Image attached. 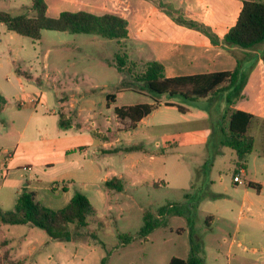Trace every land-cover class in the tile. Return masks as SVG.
I'll list each match as a JSON object with an SVG mask.
<instances>
[{
  "label": "rangeland",
  "instance_id": "rangeland-1",
  "mask_svg": "<svg viewBox=\"0 0 264 264\" xmlns=\"http://www.w3.org/2000/svg\"><path fill=\"white\" fill-rule=\"evenodd\" d=\"M43 2L49 16H55L67 9H77L75 6L66 8L67 6L59 0ZM29 6L31 0H0V12L7 11L12 15L27 13L26 7ZM182 18L186 19L184 16ZM6 30L7 28L0 24V82L6 83L8 58L14 56L15 52H19L23 57L22 62L18 63L22 69L29 71L30 66H33L36 68L34 75L41 76L44 54L49 49L51 51L47 62L51 78L47 80L43 77L42 89L45 93L41 100L37 97L40 100L38 104L42 106L25 104L19 107L13 98H10L8 103L5 101L0 104V151L15 147L21 128L35 107L39 112L46 114L54 107L59 111L56 105L58 98L70 94L71 90L80 93L87 91L100 97L110 91L115 94V87L124 75L129 77V72L125 68L124 74H121L113 63L122 60L130 66L132 63L128 60L136 59V55L127 56L126 47L120 46L117 40L105 39L95 34L43 30L39 40L19 36V42H15L6 36ZM236 47L245 53L240 60L241 77L238 82L243 86V97L235 99L232 105L228 99H234V89L196 102H190L180 96L154 95L146 90H127L123 96L118 95L116 102L110 103V107L99 108L102 114L101 127L108 126L106 119H109L113 127L115 107L154 102V99L177 103L192 112L185 115L173 108L163 111L164 120L172 125L167 127L168 136L165 138L164 149L159 150L160 153H165L164 159H160L158 172L162 180H165L164 185L153 189L143 200L137 199L138 205L130 198V194L134 195L131 191H123L118 196V205H115L116 208L122 206L123 212L115 209L110 213L107 210L106 198L109 193L106 196L102 193L90 194L89 200L95 214L89 219V226L76 231L75 226L70 225L72 238L63 241L69 244V249L74 248L71 241L81 246L79 257L85 258L82 264H101L103 258H106V264H168L172 257L187 258L191 241L200 246L199 256L204 259L205 264H254L251 260L254 255H264V217H261L260 224L256 225L258 238L242 235L244 222L241 220L242 213L248 215L244 205H260L264 199V191L259 196L256 189L247 187L249 182L264 185V157L261 155L262 147L264 148V42L263 45L258 44L251 48ZM128 52L130 54L131 50ZM135 67L134 72H139L144 65ZM17 88L18 86L14 85L9 91L14 93ZM134 90L142 88L135 85ZM199 102L206 108L204 110L209 115V120L205 125H200L204 138L192 144L193 138L184 136V133L179 135L169 129L186 126V121L181 120L191 119L197 112ZM225 110H243L256 118L249 131L255 137V146L245 158L244 173L238 172L234 175V170H239L240 167L236 164V159L229 155L224 157L225 162H221L220 157L214 160L218 154L217 147L224 137L221 128L224 125ZM38 137L36 136L37 139ZM211 171L212 177L216 178V196L210 187ZM219 174L222 178L228 175L229 184L225 183L224 179L223 184H218ZM237 175L240 179L239 185H232V176ZM43 181L44 185L47 184ZM3 184L0 177V186ZM9 193L8 188L2 187L0 200L9 202ZM4 202H0V209L12 211L11 206ZM42 203L44 204V200ZM160 209L165 210L163 215L160 214ZM146 212L154 214V221H157L158 225L144 238L140 230ZM210 215L213 216L212 219L208 218ZM97 223H102V226L99 228ZM19 227L21 231L27 228L23 225ZM94 230H97L98 238L92 236ZM125 236L128 239H124ZM8 242L0 236V257L6 252L10 254L5 247ZM47 253L49 256H41L44 259L41 264L67 263L65 254L58 247L51 245Z\"/></svg>",
  "mask_w": 264,
  "mask_h": 264
},
{
  "label": "crops",
  "instance_id": "crops-1",
  "mask_svg": "<svg viewBox=\"0 0 264 264\" xmlns=\"http://www.w3.org/2000/svg\"><path fill=\"white\" fill-rule=\"evenodd\" d=\"M243 1L59 0L67 6L66 8L73 6L77 8L65 11L121 15L128 22L129 35L117 42L120 46L126 47L125 54L127 56L136 55V59H129L128 62L134 63L136 66L146 65L151 61L159 62L163 65L164 74L168 78L231 71L237 66L245 56L242 50L234 46H226L222 41L215 45L206 34L180 24L177 22V18L184 16L188 20L208 26L222 40L229 29L236 24L243 7ZM60 13L51 17H57ZM0 24L5 27L3 23ZM3 35H5L4 32ZM6 36L12 41L19 42L20 35L14 32L7 31ZM260 44L263 45V43ZM128 50H131L130 54ZM50 51L49 49L44 54L43 76L39 77L33 73L36 70L35 67L30 66L29 71H26L18 65L23 60L19 52H15L14 56L8 58L6 83L0 82V93L6 103L10 101V98H13L19 107L25 104L42 106L38 102L40 103L45 93L42 89L43 77L47 80L51 78L47 62ZM113 64L117 67V63ZM123 80H126L129 86L122 87L117 91ZM14 85L18 88L13 93L9 90ZM133 85V78L124 75L115 87L116 99L118 95L123 96L124 91L127 90L144 91V89L134 90L135 85ZM112 93L113 91H110L100 97L87 91L80 93L71 90L70 94L58 98L56 105L59 111L54 107L49 114H46L39 112L35 107L21 128L20 137L15 147L13 149L5 148L14 152V158L11 161V169L8 174L5 177L0 174L4 182L0 189L2 187L9 189V202L2 200L0 202L9 204L13 210L19 193L25 187L29 191L35 192L37 198L41 201L44 200V204L52 210L64 208L76 191L83 192L88 198L91 193H102L105 196L109 193L106 198L107 210L110 213L115 209L123 212L122 206L115 207L119 202L118 196L123 191H131L136 195L135 197L130 194V198L134 204L138 205V200H143L144 196H148L153 189L164 185L165 180H162V176L158 172L160 159H164L165 153H160L159 150L164 149L165 138L168 136L167 127H172V125L167 124L164 120L163 111L166 108H173L179 113L182 112L176 106L165 105V102L171 101L157 100L160 102L159 105L152 113L141 119L134 129H128L127 121L119 123L115 110L113 127L109 119L105 120L108 126L101 127L100 117L102 114L99 112V108L111 106L107 101V95ZM146 103L153 104L155 102ZM173 104L178 105L177 103ZM201 104L198 103L197 112L191 119L181 120L186 121V126L171 128L169 131L174 130L179 135L184 133V136L193 138L192 144L202 140L204 136L200 131V125L206 124L209 115ZM130 105L135 104L123 106ZM191 112L189 108H186V112L183 114L188 115ZM61 116L67 118L66 127L60 126ZM36 136H39V139ZM216 152L218 154L214 158L215 161L220 157V161L225 162L224 157L228 155L236 159L235 151L223 146L221 142ZM27 167L30 169L26 170ZM236 170H234V175L238 172L244 173L245 169L240 168L235 173ZM212 176L211 171L210 187L216 196L217 183L216 178ZM113 178L122 181V191L118 192L105 187V182ZM223 179L225 183L229 184V176L226 175L225 178H222L220 174L218 184H223ZM43 180L47 184L44 185ZM232 185H239V182L235 183L232 180ZM247 187L256 189L259 196L264 191V185L257 182H249ZM113 193H115V197L112 196ZM168 206L170 207V205ZM244 206L248 215L242 213L241 216V220L244 222L242 223V235L258 238L256 225L260 224L261 217H264V199L260 205L250 203L248 206ZM205 212L213 214L209 211ZM210 216L208 218L212 219L213 216ZM19 226L21 225L0 223V236L5 241H9L5 247L10 251L12 259L19 261L20 264H41L44 260L41 256L44 254L49 256L47 252L51 245L58 247L65 254L66 264L85 262V258L79 257L81 246L77 243L71 241L74 248L69 249V244H65L63 241L54 242L44 231L28 225H23L27 228L21 231ZM97 226H102V223H97ZM91 234L94 238H98L97 230ZM16 247H18L17 250L14 249ZM251 260L254 261V264H264V255L256 254Z\"/></svg>",
  "mask_w": 264,
  "mask_h": 264
},
{
  "label": "trees",
  "instance_id": "trees-1",
  "mask_svg": "<svg viewBox=\"0 0 264 264\" xmlns=\"http://www.w3.org/2000/svg\"><path fill=\"white\" fill-rule=\"evenodd\" d=\"M26 9L27 13L19 15H12L7 11L0 12V23H3L8 31L20 36L30 37L33 40H39L43 30L71 34H95L105 39L117 41L125 39L129 35L128 22L119 14L64 11L57 17H51L47 14V7L43 0H31V6L26 7ZM31 12L34 14L30 15ZM177 22L203 32L215 45L222 41L226 46L251 48L264 42V1L244 0L236 24L229 29L222 40L208 26L182 17L177 18ZM135 66L136 64L133 63L129 66L122 60L117 62L119 72L124 73L125 68H127L129 76L131 75L133 78V84L140 85L142 89L150 94L168 95L169 97L180 96L190 102H196L215 96L220 92L234 89V99H228L231 105L234 104L235 99L243 97V86L238 84L241 77L240 61L231 71L172 78L165 76L163 65L156 61L148 62L139 72H134ZM128 86L126 80H123L117 91ZM115 99L116 94L107 95L108 102L114 103ZM4 102L5 99L0 93V104H4ZM154 102L153 104L139 103L116 107L117 120L121 124L127 121L128 129H134L137 123L152 113L160 103L156 99ZM165 105L176 106L180 112H186V108L183 106L171 102H165ZM255 119L253 114L242 110H227L223 116L222 131L224 137L221 144L235 151L236 164L241 169H246L245 158L253 151L255 146V137L249 132ZM66 121L67 118L61 116L60 126L66 127ZM261 155L264 157L263 147ZM238 171L237 169L235 173ZM104 185L118 192L123 189L122 181L117 178L105 182ZM164 212V209H160L161 215ZM94 214L95 209L92 203L81 191H76L64 208L52 210L37 198L35 192L29 191L25 187L19 193L12 211L7 212L0 209V223L28 225L44 231L52 240L68 241L72 238L69 226L74 225L76 231L87 228L89 217ZM157 225V221H154V214L146 212L140 234L146 238ZM126 238L125 236L124 239ZM190 247V254L187 258L172 257L168 264H205L204 259L199 256L200 246L191 241ZM0 264H20V262L12 259L10 254L6 252L0 257ZM101 264H106V258L102 259Z\"/></svg>",
  "mask_w": 264,
  "mask_h": 264
},
{
  "label": "built area",
  "instance_id": "built-area-1",
  "mask_svg": "<svg viewBox=\"0 0 264 264\" xmlns=\"http://www.w3.org/2000/svg\"><path fill=\"white\" fill-rule=\"evenodd\" d=\"M33 101H35V100H33ZM13 158H14V152L7 150V149L0 151V174L2 175V177H5L8 174V172L10 171V169H11L10 164H11V161L13 160ZM25 169L29 170L30 168L27 167ZM233 180L235 183L240 182L238 175L234 176ZM170 207H172V206H170Z\"/></svg>",
  "mask_w": 264,
  "mask_h": 264
}]
</instances>
